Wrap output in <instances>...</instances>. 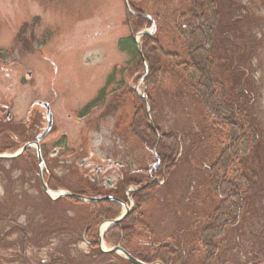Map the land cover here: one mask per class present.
<instances>
[{
  "label": "rangeland",
  "instance_id": "374dc122",
  "mask_svg": "<svg viewBox=\"0 0 264 264\" xmlns=\"http://www.w3.org/2000/svg\"><path fill=\"white\" fill-rule=\"evenodd\" d=\"M239 1L246 4L247 21L255 40L249 68L257 80L253 110L260 122L264 145V3L263 0ZM172 2L163 6L148 1L147 9L157 14L166 9H169L168 14L179 13L183 1ZM171 23L168 21L169 30L163 37L168 50L181 46L174 39ZM157 30L155 24L151 34H156ZM130 32L125 0H0V104L7 106L5 111L1 109L3 116L0 115V129L4 126L0 130V140L5 138L0 143V150L3 149V154L13 155L19 148L9 151L3 145H7V139L16 141L19 136L24 138L36 129L44 130L47 119L45 107L39 104L42 100L48 102L53 121L51 129L37 142L46 141L45 149H49V155L57 151L48 158L51 163L45 161L48 163L38 166L40 173L36 171L35 160L31 163L28 156L32 154L31 150L34 151L33 145L29 149L31 153L23 154V151L19 158L0 159V238L13 235L15 224H20L29 228V239L36 243L35 247H26L24 251L22 233L16 232L13 236L18 247L14 250L0 247V264H26L21 260L25 252L27 257L38 258L33 264H43L40 255L45 250L53 253L54 248L60 249V254L65 257L75 252L70 254L75 264H83L76 258L79 254H86L88 249L79 238L82 216L74 214L87 205L67 197L46 201L39 179L41 174L56 175L61 178L59 184L79 193L84 187L71 174L79 164V156H90L95 163H104V159L110 157L122 160L129 168L128 176L139 175L138 171L149 165L146 153L138 150L132 134L126 131L135 109L133 98L126 91L130 86L142 94V77L145 79L149 74L144 75L142 71H134L133 66H126L131 56L121 50L118 43ZM159 35L162 37L163 32L160 31ZM135 38L141 49V38ZM146 66L148 68L147 62ZM122 68L125 69L122 71ZM111 76V82L104 89L103 103L83 118L78 117V112L98 95L106 78ZM150 91L157 99L159 126L165 132L180 133L185 147L176 167L166 174V182L148 190L146 196L150 198L146 197L137 206L141 215L138 211L134 213V217L143 215L145 226L153 231H144L137 224L134 232H141L143 240L150 242L153 247L150 252L156 259L166 258L175 264V257L172 259V255L166 253L178 247L189 264H204L213 253L201 250L203 244L213 249L205 227L210 222L209 211L216 205L215 197L207 195L205 167L216 159L219 148L206 133L208 125L197 114L195 104L184 103L183 99L180 104L175 102L170 79L162 77L159 85ZM30 107H33V115L29 124ZM81 112H85L84 109ZM30 125L34 127L29 128ZM46 167L48 172L44 171ZM79 171L84 176L85 170ZM261 178L264 185V168ZM261 194L242 223L244 228L226 231L221 237L222 242L218 240L221 251L214 264H264V190ZM43 207L52 209V212L44 213ZM59 213L72 220L76 218L80 224L74 229ZM9 214L14 221L7 220ZM68 226L76 231L74 235H69L72 230H67ZM8 229L11 233L5 231ZM42 230L43 243L48 245L40 249L37 245L42 238L37 236ZM149 232H154L155 236L148 237ZM3 239L7 241V237ZM101 246L108 249L106 242ZM196 251L199 252L194 253ZM54 264L64 262L54 261Z\"/></svg>",
  "mask_w": 264,
  "mask_h": 264
},
{
  "label": "trees",
  "instance_id": "16d2710c",
  "mask_svg": "<svg viewBox=\"0 0 264 264\" xmlns=\"http://www.w3.org/2000/svg\"><path fill=\"white\" fill-rule=\"evenodd\" d=\"M148 1L159 2L163 6L173 3L172 0H128L134 12H128L131 32L118 43L121 50L127 51L131 56L127 67L133 66L134 71H142L144 75L146 62L149 68V74L142 83V94L146 100L130 86L126 91L132 96L135 108L126 131L132 134L138 150L146 153L148 163L150 162L138 171L139 175L130 176L131 179L139 178L135 181L136 187L149 184L146 188L136 191L138 198L135 199V208L140 202L142 204L146 197L150 198L146 196L148 190L158 187L161 181L166 182V174L176 167L178 157H182L181 153L185 147L184 137L180 133L163 131L156 120L158 104L150 90L155 89L160 79L165 77L171 80V92L175 102L180 104L183 99L184 103L189 101L195 104L197 114L202 116L208 125L209 130L206 133L219 148L216 159L205 167L207 195L214 196L213 200L216 202L209 211L210 222L205 227L210 237L209 245L213 249L200 241L203 244L202 252L203 249L213 252L204 264H214L221 251L218 240L221 239L222 242L221 237L226 231L244 228L242 223L250 213L249 210H252L253 204L260 200L264 190L261 178L264 168L262 130L253 110L258 86L249 68L255 40L247 21L249 16L246 4L239 0H182L179 13L168 14L169 9H166L157 14L148 11ZM152 19L156 29L158 28L157 33L143 35L139 49L135 35L151 27ZM168 21L173 24L174 39L181 44L180 48L176 45L175 49L168 50L163 40L169 30ZM160 31L163 32L162 37L159 35ZM124 69L122 68V71ZM111 80L112 76L107 78L99 94L85 106L86 110L89 111L99 102H103L106 95L104 89ZM147 104L151 108L149 114ZM150 119L154 129L150 125ZM58 184L59 182L54 184L53 188L66 187L64 184ZM79 193L94 196L84 190ZM45 198L46 201H51L48 197ZM94 206L99 208L100 204L88 203L84 208H95ZM42 210L44 213L52 212V209L46 207ZM7 220H12L10 214ZM125 224L130 225L127 232L129 239L142 238L141 232H134L137 224L142 226L144 231H153L145 226L147 223L143 215L141 218L134 217L131 223L123 222V225ZM25 228L20 224L14 226L15 232L19 233L25 231ZM152 235L154 232H149L147 236L152 238ZM4 240H0V247L6 248L2 244ZM197 252L199 251L194 253ZM170 254L172 259L175 257V264H189L181 248L177 247Z\"/></svg>",
  "mask_w": 264,
  "mask_h": 264
},
{
  "label": "flooded vegetation",
  "instance_id": "af4514ba",
  "mask_svg": "<svg viewBox=\"0 0 264 264\" xmlns=\"http://www.w3.org/2000/svg\"><path fill=\"white\" fill-rule=\"evenodd\" d=\"M4 108L7 109V106L5 105H1L0 104V115L2 114L3 116V112L1 111V109ZM33 107H30L28 110V123L30 124L31 122V116L33 115L32 109ZM7 116V115H6ZM28 123H26V126L28 127ZM34 127V125H30V127ZM2 128L0 129L1 131L3 130L4 126H1ZM37 130V129H36ZM34 131L32 134L21 138V136H19V139L17 138L16 141L13 139H7V145L3 144L4 146H6L7 149H9V151L14 150V148H20L23 145L30 143L33 144L34 151L31 150L32 154L28 155L29 158H31L32 160L31 163L34 162L37 164V173H39L38 171V160H39V155L41 156V158H43L44 160V164L48 163V158L51 156L53 157L52 154H57V151L55 152V150L52 152V154H48V148L45 149V147L47 146L46 141L43 139L41 141L37 142V134L40 133V130ZM11 137V136H10ZM16 138V137H15ZM5 140V138H1L0 143L3 142ZM14 141V142H13ZM10 142V143H9ZM32 146V147H33ZM56 146V145H55ZM53 147V146H52ZM17 148V149H18ZM1 149V148H0ZM7 149H4L7 151ZM16 149V150H17ZM30 146L27 148V150H25L23 152V154L25 153H29L30 152ZM3 150V149H2ZM0 150V153H2ZM30 152V153H31ZM79 154V153H77ZM49 155V156H48ZM32 156V157H31ZM104 163H95L92 161V158L90 156H79V164L76 166L77 168L73 169L72 173H75L76 176L81 177V172L79 170H85L84 172V176H86L84 178L81 179H77L76 181H78V183L82 184L84 187V191L90 192L92 194H94V196H111L114 197L116 199H118L121 202H115V201H101L98 202L100 205H102V208H83L81 210H77L78 212H76V214H74V216H82V230H80V241L86 244V247L88 249V251L85 253H83V255L79 254L77 255L78 258H76V260L78 262H81L83 264H134L133 262H131L128 257L124 254V252H127L131 257L141 261L143 264H169L172 263L173 260H169V261H163L162 259L166 258H158L156 259L154 255L151 254L150 250L153 249L152 246H150V242L147 240H143V238H138V239H129L128 238V226L125 224L123 225V222H128L129 221H133L134 219V213L137 210V208H135V206L137 205V202H135V199L138 198V196L136 195V190H133L132 188L136 187L135 186V181H137L139 178L137 177V179H131L130 176H128V172H129V168H126V163H124L123 161H118L115 160L113 158H105L104 159ZM48 161V162H45ZM52 160H50L49 163H51ZM130 166V164H129ZM128 166V167H129ZM45 167V166H44ZM78 170V171H77ZM45 172H48V169L46 167V169L44 170ZM132 172V170H131ZM51 174V172H50ZM82 176V177H84ZM43 178L44 181L47 183V185L50 188H53V185L57 184L59 182L58 177L52 176L51 175H46L43 174ZM40 179V178H39ZM41 180V179H40ZM39 180V181H40ZM83 180V182L81 181ZM133 181V182H129V181ZM41 184V182H40ZM44 196L47 197V195L44 193ZM108 202V203H106ZM129 206V209L127 210L125 207ZM124 210H127V216L126 218L121 221L119 223V225L115 226V227H111L107 230H105L102 235H101V239H100V233H99V228L101 226V223L107 219H113L116 218L120 215H122L124 213ZM139 212V211H138ZM131 213V215H130ZM60 214V213H59ZM136 214V213H135ZM140 214V212H139ZM63 218H65L66 221H69L71 223V225L73 226L74 229L77 228V226L80 224V222H78L77 220H75L76 218L69 219L67 218V216H64L63 214H60ZM131 216V217H130ZM136 216H139L138 214ZM135 216V217H136ZM131 218V219H130ZM71 221H75L74 224H72ZM54 228V226L51 227V229ZM56 228V227H55ZM50 228H47V231H49ZM66 228H64L63 230H65ZM67 230H72L70 229V227L68 226ZM65 230V231H67ZM8 233H11V231L5 230ZM15 232V231H14ZM42 232H44L43 230L41 231V235L39 234L37 236V238H42V242H39L40 246L37 245V247L39 246L40 249L44 248L45 245H48V243H43L44 240V234H42ZM69 235H74L76 233V231L72 230L68 232ZM16 234L13 233V235ZM23 237H24V242H23V250L25 251L26 247H28V249L32 246L35 247V242L31 241L29 238L31 237V231L29 230V228L26 226L25 231L22 232ZM12 234H8V235H3L2 237L5 238L7 237V241H2V244L8 249V248H15L18 247V245L16 244L15 238ZM150 237V236H148ZM3 238H0L3 239ZM102 242H106L108 245V249H104L101 244ZM48 247H51V245H49ZM47 247V248H48ZM118 248V249H117ZM170 249V248H168ZM120 250V251H119ZM53 253H48L46 250L43 251V254L40 255V261L43 264H54V261H63L64 264H75V260L73 256H70V254L74 255L75 252L72 253H68V256H62L63 254H60L61 250L58 249L56 250L55 248L52 250ZM58 252V253H57ZM171 252H167L166 255L170 254ZM25 255L26 252H25ZM22 258L23 262L26 264H33V260H38V258L36 259H32V257H27L25 256ZM49 255V256H48ZM171 255V254H170ZM46 256H48L49 258H47ZM160 256V255H159Z\"/></svg>",
  "mask_w": 264,
  "mask_h": 264
},
{
  "label": "water",
  "instance_id": "95a60500",
  "mask_svg": "<svg viewBox=\"0 0 264 264\" xmlns=\"http://www.w3.org/2000/svg\"><path fill=\"white\" fill-rule=\"evenodd\" d=\"M125 3H126V7L128 9V11L130 13H134L129 4H128V0H125ZM149 18V16H146ZM155 30V23L154 21L152 20V26L150 29H147V30H143V31H140L137 33L136 36H143L145 34H151L153 31ZM140 49V47H139ZM146 71L148 72V68L146 66ZM143 100H146L145 97H143ZM39 104L43 107L46 108V119H47V123H46V126L44 128V130L38 135L37 139H41L51 128V124H52V114H51V111H50V108H49V105L48 103L46 102H39ZM150 112V106L148 105L147 107V113L149 114ZM150 121V125L151 127L154 129L153 127V123L151 121V119L149 120ZM28 145H25L23 147V149H25ZM22 149V150H23ZM21 151L13 154V155H5V154H0V158H7V159H11V158H15L18 156V154L20 153ZM44 187V190L46 191V193H48L50 195L51 198H57V197H65V196H68V197H71V198H74V199H77V200H81V201H92V202H97V201H101V200H111V201H115V202H121L119 201L118 199L114 198V197H111V196H102V197H95V198H87V197H83V196H80V195H76V194H73V193H69V192H66V191H57L56 192V196H51L52 195V191H50L46 185L44 184L43 185ZM145 187V186H144ZM144 187H141L144 188ZM127 210H128V207H125ZM127 210H125L124 214L122 216H120L119 218L115 219V220H110L107 222V226H114V225H117L123 218H125V216L127 215ZM106 226V227H107ZM118 249V248H117ZM125 253V252H124ZM125 255L128 257V259L130 261H132L134 264H143L142 262L138 261L137 259L131 257L130 255H128L127 253H125Z\"/></svg>",
  "mask_w": 264,
  "mask_h": 264
}]
</instances>
